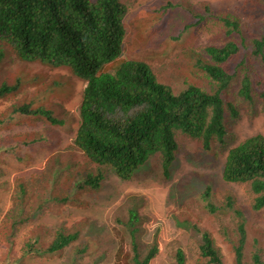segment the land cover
Masks as SVG:
<instances>
[{"label": "rangeland", "instance_id": "1", "mask_svg": "<svg viewBox=\"0 0 264 264\" xmlns=\"http://www.w3.org/2000/svg\"><path fill=\"white\" fill-rule=\"evenodd\" d=\"M121 1L127 8L121 57L148 62L157 79L176 92L187 83L205 90L216 88L215 81L196 66V58L212 60L205 52L209 45L236 41L240 46L237 54L222 63L233 74L222 93L228 128L224 143L212 141L205 149L200 139L177 131L176 157L168 175L163 171L161 156L156 154L129 180L120 179L106 168L99 192L80 190L85 175L95 169L73 141L85 81L67 66L20 61L6 47L9 53L0 64V84L18 79L19 88L0 98V222L9 208L19 204L13 203L17 179L60 168L58 186L77 201L57 211H45L38 221L48 227V239L57 227L79 228L81 237L72 245L82 243L88 248L76 259L68 246L54 255H29L18 260L7 256L0 245V264H71L73 259L76 264H130L131 236L124 222L133 198L140 202L139 213L143 216L136 234L141 251L146 252L154 242L159 246L150 264H173L178 248L184 251V264H211L200 253L203 231L211 235L223 262L235 264L234 244L241 221L246 232L245 264L251 263L256 248L264 264V208H253L255 193L249 183L228 182L222 176L228 149L249 135L264 132V101L258 95L260 83L264 85V63L252 48L253 40L264 33V2ZM219 16L236 20L239 31L228 32L230 27ZM245 76L252 82V99L239 92ZM42 101L64 119L63 125H52L32 113L13 112L22 103L29 102L34 109ZM228 104L234 105L236 115L231 114ZM34 137L41 138L39 143H25ZM206 186L211 188V201L220 208L215 212L207 209L202 197ZM31 194L27 202L34 199ZM228 195L234 198V208L241 215L226 207Z\"/></svg>", "mask_w": 264, "mask_h": 264}, {"label": "trees", "instance_id": "2", "mask_svg": "<svg viewBox=\"0 0 264 264\" xmlns=\"http://www.w3.org/2000/svg\"><path fill=\"white\" fill-rule=\"evenodd\" d=\"M126 11L121 0H0V64L11 52L20 61L67 66L86 82L73 141L95 169L85 175L80 190L99 192L106 168L112 169L120 179L129 180L156 154L161 156L163 171L168 175L176 157L177 131L200 139L205 149L211 147L212 141L224 143L228 134L222 93L230 85L233 74L222 63L240 51L237 42L209 45L205 52L212 60L199 57L195 60L196 66L215 81L216 88L205 90L198 84L187 83L176 92L157 79L148 62L121 57ZM219 19L230 27L228 32L239 31L236 20L227 16ZM6 47L11 51H6ZM252 48L264 63V33L253 40ZM18 88V79L12 84L1 83L0 98ZM259 88L258 95L264 101V85L260 83ZM251 90L252 82L245 76L239 92L252 99ZM45 103L42 101L34 109L29 102L22 103L13 112L32 113L52 125H63L64 119ZM228 108L232 115L237 114L234 105L228 104ZM40 139L34 137L25 143H39ZM60 171V168L49 169L15 181L13 203L19 204L9 208L0 222V245L7 256L21 260L29 255H54L68 246L75 259L78 254H85L87 245H72L81 237L79 228L57 227L48 239V227L38 221L45 211L60 210L76 200L58 186ZM222 176L228 182L249 183L255 193L253 208H264V132L249 135L228 149ZM30 194L34 199L27 202ZM202 197L208 210L220 209L211 201L210 186H206ZM45 200L50 202L47 204ZM139 205V201L131 199L124 222L131 236L130 264H150L159 246L154 242L146 252L139 247L136 234L143 217ZM226 207L241 215L234 208L231 195L227 196ZM238 229L234 260L235 264H245L246 232L242 221ZM200 253L211 264H225L207 231L202 232ZM185 260L184 251L178 248L173 264H184ZM71 262L76 264L74 259ZM249 264H262L258 248L251 254Z\"/></svg>", "mask_w": 264, "mask_h": 264}, {"label": "clouds", "instance_id": "3", "mask_svg": "<svg viewBox=\"0 0 264 264\" xmlns=\"http://www.w3.org/2000/svg\"><path fill=\"white\" fill-rule=\"evenodd\" d=\"M131 60H140V59H131ZM85 84H86V82H85ZM181 132V131H180Z\"/></svg>", "mask_w": 264, "mask_h": 264}]
</instances>
